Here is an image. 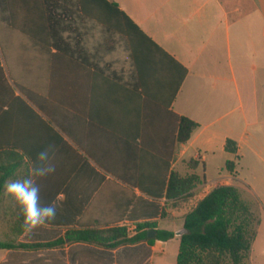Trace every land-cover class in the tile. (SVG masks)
Returning a JSON list of instances; mask_svg holds the SVG:
<instances>
[{"label":"crops","instance_id":"0c3cea01","mask_svg":"<svg viewBox=\"0 0 264 264\" xmlns=\"http://www.w3.org/2000/svg\"><path fill=\"white\" fill-rule=\"evenodd\" d=\"M109 1L139 30L105 18L88 27L82 46L73 42L69 57L31 52L22 69L34 99L0 82V140L21 144L0 149L8 153L0 166L16 164L5 182L30 172L26 151L59 149L56 172L39 180L41 203L57 209L47 226L23 232L4 182L0 264H176V234L114 249L87 242L25 247L63 237L109 180L136 185L123 221L129 232L153 222L176 233L217 186L246 189L262 204L249 264H264V0ZM176 115L198 124L187 143L176 140ZM228 139L236 153L226 150ZM173 172L199 177L181 208L166 205L165 191L157 197L138 186L159 192Z\"/></svg>","mask_w":264,"mask_h":264},{"label":"trees","instance_id":"16d2710c","mask_svg":"<svg viewBox=\"0 0 264 264\" xmlns=\"http://www.w3.org/2000/svg\"><path fill=\"white\" fill-rule=\"evenodd\" d=\"M105 18L125 20L139 30L119 6L109 0H0V82L12 95L14 90L10 82L22 94L34 99L24 86L22 61L31 52L44 51L49 54L52 49L69 57L73 42L78 40L82 46L88 27L102 23ZM50 57H53L52 53ZM31 111L34 110L31 108ZM176 119V140L187 143L198 124L185 116L176 115ZM44 122L55 131L49 122ZM60 139L66 143L63 137ZM16 145L21 147L20 143L8 145L5 139L0 140V149L6 146L15 148ZM225 148L228 152L236 153L237 143L228 139ZM4 154L8 153L1 152L0 156ZM25 154L31 162L36 157L31 151ZM81 160L82 156L78 154V163ZM226 167L231 172L235 168L232 161H227ZM15 168L14 163H3L0 166V194L6 178L13 174ZM198 181L196 175L182 177L173 172L159 192L144 185L138 186L157 197L165 191L166 205L181 208L193 196ZM135 186H124L109 180L77 225L68 228L63 237L50 243L25 247H60L67 243L87 242L114 249L143 241L154 244L156 240L174 238L173 231L158 229L153 222L138 223L132 232L123 225L136 198L133 190ZM259 224V213L242 198L239 188L219 185L184 216L187 233L180 237L176 264H249L251 246ZM151 231H155L154 237H149Z\"/></svg>","mask_w":264,"mask_h":264},{"label":"clouds","instance_id":"9594fccd","mask_svg":"<svg viewBox=\"0 0 264 264\" xmlns=\"http://www.w3.org/2000/svg\"><path fill=\"white\" fill-rule=\"evenodd\" d=\"M58 151L55 144H48L36 154L27 175L5 182L4 195L18 208V214L22 217L21 228L26 234L47 226L56 218L55 205L41 203L39 180L56 172Z\"/></svg>","mask_w":264,"mask_h":264},{"label":"rangeland","instance_id":"374dc122","mask_svg":"<svg viewBox=\"0 0 264 264\" xmlns=\"http://www.w3.org/2000/svg\"><path fill=\"white\" fill-rule=\"evenodd\" d=\"M242 186L244 188H247L245 183L244 184L242 183ZM241 195H242V198L252 206L253 210H255L258 213L261 212L262 204H261L260 199L257 196H253L251 193L247 192L246 189L244 190L242 189Z\"/></svg>","mask_w":264,"mask_h":264},{"label":"water","instance_id":"95a60500","mask_svg":"<svg viewBox=\"0 0 264 264\" xmlns=\"http://www.w3.org/2000/svg\"><path fill=\"white\" fill-rule=\"evenodd\" d=\"M187 233V229L186 228H182L179 231H177L175 234L177 237H181L183 234ZM155 236V231H151L149 233V237H154Z\"/></svg>","mask_w":264,"mask_h":264},{"label":"built area","instance_id":"2783aa9c","mask_svg":"<svg viewBox=\"0 0 264 264\" xmlns=\"http://www.w3.org/2000/svg\"><path fill=\"white\" fill-rule=\"evenodd\" d=\"M128 228V231H131L132 229H129V227H127Z\"/></svg>","mask_w":264,"mask_h":264}]
</instances>
